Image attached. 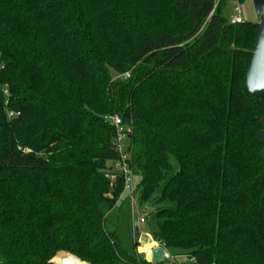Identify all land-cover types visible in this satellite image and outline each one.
Returning a JSON list of instances; mask_svg holds the SVG:
<instances>
[{
	"label": "trees",
	"instance_id": "1",
	"mask_svg": "<svg viewBox=\"0 0 264 264\" xmlns=\"http://www.w3.org/2000/svg\"><path fill=\"white\" fill-rule=\"evenodd\" d=\"M224 2L0 0V264H151L107 227L113 116L172 260L264 264L259 23Z\"/></svg>",
	"mask_w": 264,
	"mask_h": 264
},
{
	"label": "rangeland",
	"instance_id": "2",
	"mask_svg": "<svg viewBox=\"0 0 264 264\" xmlns=\"http://www.w3.org/2000/svg\"><path fill=\"white\" fill-rule=\"evenodd\" d=\"M235 6H242L244 8L245 20L247 22L259 23L261 21L256 16L252 0H225L224 5L222 7V13L224 18L229 23H232ZM138 182H139V178L135 177V186L138 184ZM138 196L139 193L137 192L136 197ZM135 212L136 215H145L146 222L144 224L136 223V226L134 227L131 202L128 200L127 197H124L121 204L119 206H116L113 212L107 216L108 218L107 227L109 229H114L115 227L118 228L119 236L123 240L125 246L128 249L133 246L134 241L138 243L140 246L137 248V252L145 257L147 246L142 245L138 237L134 238V234H135L134 228L135 230H138V232L136 231V235L147 234L152 231V229L154 228L151 222L152 208L150 207L149 204H141L137 202ZM166 251L169 254V256L177 257L176 261L178 263L186 262L188 260L187 256L184 254L183 251L180 250H166Z\"/></svg>",
	"mask_w": 264,
	"mask_h": 264
},
{
	"label": "built area",
	"instance_id": "3",
	"mask_svg": "<svg viewBox=\"0 0 264 264\" xmlns=\"http://www.w3.org/2000/svg\"><path fill=\"white\" fill-rule=\"evenodd\" d=\"M246 22L245 20V10L242 6H235L234 7V17L232 19V23L234 24H243ZM127 77L129 75H126ZM123 76H118L116 79H120ZM7 93V92H6ZM14 113H9V117H14ZM111 123L113 124V127L115 128V136H114V143L113 146L115 150L118 152L119 159L117 162L112 166L111 173L109 175V178L112 182V184H115L118 181L119 177H122L123 180V190L120 196V200L124 197H127L128 200L131 202L132 206V215H133V225L136 226V223L138 224H144L146 222L145 215H136L135 209L137 204V190L135 186V175L132 169V158L131 153L127 149V136H128V130L119 116H113L111 119ZM136 231L134 228V238L138 237L141 242V235H136ZM147 239L151 240V247H158L159 245L153 240L151 235L145 234ZM163 261H167L166 264H170V261H173L171 256L166 251V255L164 257Z\"/></svg>",
	"mask_w": 264,
	"mask_h": 264
},
{
	"label": "water",
	"instance_id": "4",
	"mask_svg": "<svg viewBox=\"0 0 264 264\" xmlns=\"http://www.w3.org/2000/svg\"><path fill=\"white\" fill-rule=\"evenodd\" d=\"M256 16L261 20L259 22V32L256 47L249 67L246 72L247 89L250 94L264 99V0H252ZM263 129L259 132L258 140L264 143V115L261 119ZM262 160L264 163V148L262 150ZM142 245H150L151 240L146 235H141ZM166 255V249L158 247H150L145 252V260L151 264H160ZM170 264H177L170 261Z\"/></svg>",
	"mask_w": 264,
	"mask_h": 264
},
{
	"label": "bare ground",
	"instance_id": "5",
	"mask_svg": "<svg viewBox=\"0 0 264 264\" xmlns=\"http://www.w3.org/2000/svg\"><path fill=\"white\" fill-rule=\"evenodd\" d=\"M148 246V245H146ZM61 255V257H59ZM57 256V263L58 264H86V263H83V262H77L69 257H67L64 253L60 254Z\"/></svg>",
	"mask_w": 264,
	"mask_h": 264
},
{
	"label": "crops",
	"instance_id": "6",
	"mask_svg": "<svg viewBox=\"0 0 264 264\" xmlns=\"http://www.w3.org/2000/svg\"><path fill=\"white\" fill-rule=\"evenodd\" d=\"M119 205H120V204H119ZM114 209H115V208H114ZM114 209H113V210H114ZM113 210L111 211V213L113 212ZM111 213H110V214H111ZM140 235H143V234H140ZM144 235H145V234H144ZM133 239H134V238H133ZM141 240H142V239H141ZM134 242H135V241H134ZM149 248H150V247L147 246V249H149ZM147 249H146V250H147ZM61 253H65V254H67V255H70L69 253H66V252H60V253H58V254L53 258V262H54L55 258H56L59 254H61ZM70 256H72V255H70ZM73 257H74V256H73Z\"/></svg>",
	"mask_w": 264,
	"mask_h": 264
}]
</instances>
